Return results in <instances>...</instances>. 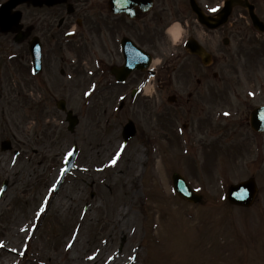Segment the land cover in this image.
<instances>
[{
  "label": "rangeland",
  "instance_id": "1",
  "mask_svg": "<svg viewBox=\"0 0 264 264\" xmlns=\"http://www.w3.org/2000/svg\"><path fill=\"white\" fill-rule=\"evenodd\" d=\"M244 10L234 17L241 25L229 34L230 47L218 45L228 58L206 69L205 78L183 68L177 83L160 89L151 80L150 90L135 96L139 78L116 85L102 74L96 38L81 44L55 37L43 24L50 10L38 13L39 22L0 30V192L7 184L0 264H264V164L249 163L264 149V136L244 121L250 107L264 103V32L247 26ZM32 20L29 35L43 46L38 75L31 37L17 38ZM173 93L180 104L167 103ZM59 98L79 116L74 132ZM128 120L146 136L124 144ZM7 139L12 148L3 151ZM74 145L77 168L54 191ZM174 172L205 201L179 199ZM252 176L259 186L253 205L224 204L229 184Z\"/></svg>",
  "mask_w": 264,
  "mask_h": 264
},
{
  "label": "flooded vegetation",
  "instance_id": "2",
  "mask_svg": "<svg viewBox=\"0 0 264 264\" xmlns=\"http://www.w3.org/2000/svg\"><path fill=\"white\" fill-rule=\"evenodd\" d=\"M223 1L194 0V3L206 15H212L220 9ZM250 1L255 3L259 11L255 0ZM52 2L53 4L47 6V3L37 5L36 1L22 0L17 7L20 8L21 16L30 20L36 17L38 22L41 21L38 13L42 9L50 10L52 14L48 17L55 21L60 32L64 27L73 26L76 31L74 37L79 36L87 42L97 38L99 50L103 56L115 55L121 57L122 60L124 49L131 50L133 46L132 43H122L123 38L128 37L152 57L158 55L163 58L161 68L157 71L158 74L165 69L182 71L186 64L184 59L187 57L197 59L202 69L206 67L197 55L191 54L184 42L172 51V39L168 31V27L172 24L178 23L182 26L184 36L186 35L184 41L189 37H195L207 51L215 54L214 57L217 54L218 30L201 24L194 12L191 0H114L113 5L118 11H114L111 0H52ZM235 21L238 19H234L233 13L229 22L223 25L221 30L229 28V31L233 32L234 25L239 24ZM244 22L249 24L248 19ZM32 23L35 25L33 20ZM48 23L49 20L43 21L45 25ZM174 52L179 54L174 55ZM216 59L217 57L214 63ZM208 68L210 67H206ZM138 73L143 72L136 74ZM173 80V78H160L159 82L164 86L167 81L172 83Z\"/></svg>",
  "mask_w": 264,
  "mask_h": 264
},
{
  "label": "water",
  "instance_id": "3",
  "mask_svg": "<svg viewBox=\"0 0 264 264\" xmlns=\"http://www.w3.org/2000/svg\"><path fill=\"white\" fill-rule=\"evenodd\" d=\"M12 3L13 4H11V2H10V4L3 6V8H2L3 14L0 17V25L9 26L11 21L16 18V17H11V18L6 17L8 10L13 5H15L17 2L13 1ZM235 4H241V5L246 6L247 3L240 1V0H230L227 4V7H225L224 10L218 16L209 18L212 22V25L218 26V25L222 24L223 22H225L227 20V16L231 13V11L233 9V5H235ZM250 15L253 19L254 25L258 29H261L262 31H264V23L259 20V18L256 16V14L253 12V9H251V8H250ZM35 43H38V41H33L32 46H34ZM196 52L204 60L209 58V57H207L206 54H204L200 50H196ZM40 55H41V50H40V46L38 45V48L36 49V52L34 53L35 71H38L41 69ZM127 67L128 68H126L124 70L125 74H127L129 71H131L132 69H134L135 67H138V66H135L133 64H129V66H127ZM118 72L121 75L122 70H118ZM58 106L62 109H65V102L60 101L58 103ZM259 110H261V108ZM258 113L261 114L263 116V119H264V112L258 111ZM68 120L70 121V128L72 129L73 126L75 125V123L77 122V119L72 115L71 111L68 112ZM131 127L133 128V124L132 123L128 124L125 131H127L129 129L131 130ZM73 159H72V161H73ZM174 181H175V185H176L178 192L182 196H184L185 198H188L192 201H195V202H198L201 200V196L196 194V193H193L191 191V189L189 188V186L187 185V183L185 182V180L179 174L174 175ZM256 193H257L256 184H255L254 180H250V181L243 182V183L236 185V186H231L230 190H229L228 198L231 202L236 203V204L250 205L253 202Z\"/></svg>",
  "mask_w": 264,
  "mask_h": 264
},
{
  "label": "bare ground",
  "instance_id": "4",
  "mask_svg": "<svg viewBox=\"0 0 264 264\" xmlns=\"http://www.w3.org/2000/svg\"><path fill=\"white\" fill-rule=\"evenodd\" d=\"M171 31L174 33V38H176L178 36V34H179V28H178V26L177 27H172L171 28ZM21 66H22V64H21ZM4 75H5V73L3 72L2 73V77ZM149 90H150V86L146 87V91H149Z\"/></svg>",
  "mask_w": 264,
  "mask_h": 264
},
{
  "label": "snow or ice",
  "instance_id": "5",
  "mask_svg": "<svg viewBox=\"0 0 264 264\" xmlns=\"http://www.w3.org/2000/svg\"><path fill=\"white\" fill-rule=\"evenodd\" d=\"M213 11H216L217 9H212ZM113 163H115V160L112 161Z\"/></svg>",
  "mask_w": 264,
  "mask_h": 264
}]
</instances>
